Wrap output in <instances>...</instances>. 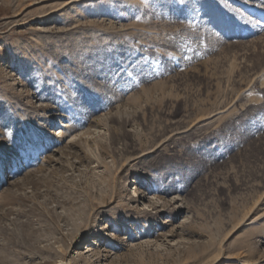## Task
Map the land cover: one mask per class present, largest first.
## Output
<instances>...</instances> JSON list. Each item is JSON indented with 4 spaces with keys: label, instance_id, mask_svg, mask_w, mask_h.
Instances as JSON below:
<instances>
[{
    "label": "rangeland",
    "instance_id": "1",
    "mask_svg": "<svg viewBox=\"0 0 264 264\" xmlns=\"http://www.w3.org/2000/svg\"><path fill=\"white\" fill-rule=\"evenodd\" d=\"M0 264H264V0H0Z\"/></svg>",
    "mask_w": 264,
    "mask_h": 264
},
{
    "label": "bare ground",
    "instance_id": "2",
    "mask_svg": "<svg viewBox=\"0 0 264 264\" xmlns=\"http://www.w3.org/2000/svg\"><path fill=\"white\" fill-rule=\"evenodd\" d=\"M261 11H263V10H261ZM260 12V11H259ZM260 15V14H259ZM257 16V15H256ZM173 132V131H172ZM173 134V133H172ZM135 192H136V190H135ZM143 196V195H142ZM152 205V204H151ZM161 211V210H160ZM160 211H157V213L159 212L160 213ZM176 211H178V212H181L182 211V209L179 207V208H177V210ZM92 244H93V242H92ZM88 248H87V252L88 251H90V250H92V248L93 247H89V246H87Z\"/></svg>",
    "mask_w": 264,
    "mask_h": 264
}]
</instances>
